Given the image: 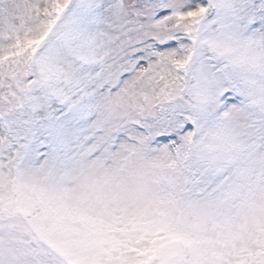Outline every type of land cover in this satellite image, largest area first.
<instances>
[{
  "label": "snow or ice",
  "instance_id": "snow-or-ice-1",
  "mask_svg": "<svg viewBox=\"0 0 264 264\" xmlns=\"http://www.w3.org/2000/svg\"><path fill=\"white\" fill-rule=\"evenodd\" d=\"M0 264H264V0H0Z\"/></svg>",
  "mask_w": 264,
  "mask_h": 264
}]
</instances>
